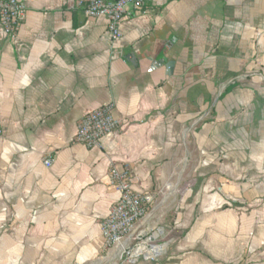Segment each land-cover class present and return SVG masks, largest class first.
Listing matches in <instances>:
<instances>
[{"label":"crops","instance_id":"crops-1","mask_svg":"<svg viewBox=\"0 0 264 264\" xmlns=\"http://www.w3.org/2000/svg\"><path fill=\"white\" fill-rule=\"evenodd\" d=\"M16 1L15 42L0 24V264L95 263L124 164L138 192L196 182L174 222L156 214L169 252L137 264H264V0H150L113 45L85 0ZM109 103L121 132L78 144Z\"/></svg>","mask_w":264,"mask_h":264},{"label":"built area","instance_id":"built-area-1","mask_svg":"<svg viewBox=\"0 0 264 264\" xmlns=\"http://www.w3.org/2000/svg\"><path fill=\"white\" fill-rule=\"evenodd\" d=\"M150 0H85L84 16L89 20L104 18L108 21L111 45L120 40V26L128 16V8L144 10ZM27 7L16 0H0V24L7 38L15 42L26 18ZM238 77L229 83L241 82ZM122 122L114 116V105L106 104L85 115L79 124L76 142L88 149L101 148L105 140L119 134ZM0 126V141L4 138ZM47 168L53 160H44ZM109 176L118 193V199L108 216L102 221L103 250L106 264H137L157 262L164 258L171 242L165 241L164 229L155 225L156 214L166 204L168 196L175 194L180 184L167 182L155 191L138 192L133 187L132 166H113ZM186 189V185H185ZM184 188L181 194L186 191ZM188 191V190H187ZM163 204H159V203Z\"/></svg>","mask_w":264,"mask_h":264},{"label":"rangeland","instance_id":"rangeland-1","mask_svg":"<svg viewBox=\"0 0 264 264\" xmlns=\"http://www.w3.org/2000/svg\"><path fill=\"white\" fill-rule=\"evenodd\" d=\"M195 180L193 179H188V180H185L182 184H180L177 192L175 194H172L170 196H168V200L166 202L167 205H169V213L168 215H170L169 217L171 219H173V222H174V219H176L177 215L180 214L181 212V209H182V204H183V201L185 200L186 198V195L192 191L195 187ZM185 185H186V189H185ZM183 188L186 190L184 192V194H181L179 192H182ZM188 190V191H187ZM151 191V190H150ZM152 191H155V190H152ZM164 204L162 206V208L166 205ZM155 225L161 227L164 229V232H165V241H170L171 244H170V247L168 249V252L172 246V244L174 243V239L172 238V229L174 226H172V222L169 223V225H165L163 223H160L157 219V217L155 218V220L153 221ZM167 252V253H168ZM105 258V251L103 250V253L101 255V257L93 264H106V263H102L103 262V259Z\"/></svg>","mask_w":264,"mask_h":264}]
</instances>
